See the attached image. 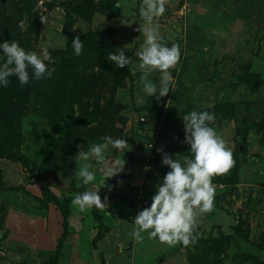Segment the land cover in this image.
I'll use <instances>...</instances> for the list:
<instances>
[{"label": "rangeland", "instance_id": "rangeland-1", "mask_svg": "<svg viewBox=\"0 0 264 264\" xmlns=\"http://www.w3.org/2000/svg\"><path fill=\"white\" fill-rule=\"evenodd\" d=\"M242 1L167 0L160 33L169 46H179L181 59L170 70L174 91L157 100L144 95L142 73L133 71L145 39L138 31L145 23L139 16L142 0H31L32 15H37L31 19L16 13L12 0H0V27L5 24L9 30L2 40L24 41L26 50L38 54L43 48L55 52V73L57 64L65 73L73 69V39L84 43L91 33L98 35L87 58L105 85L96 91L100 96L89 99L91 109L122 131L110 136L128 143L106 151L109 161H126L117 174L128 177L115 183L104 178L103 165L95 161L72 160L55 167L53 143L62 139L53 132L50 117L35 108L44 110V87H36L32 95L25 89L17 99L10 93L15 110L0 117V150L7 142L22 162L0 156V223L6 234L0 264H49L59 251V264H197L204 255L209 258L205 264H264V2L247 0L249 10L240 14ZM121 50L133 64L117 68L106 58ZM5 60L0 57V64ZM86 68L78 65L76 71ZM147 78L156 83L159 73ZM111 99L118 113L108 111ZM192 110L216 114L212 126L232 150L235 166L213 177L214 208L197 216L194 245L169 247L147 232L134 240L135 215L150 205L157 183L170 171L162 165L163 154L181 162L190 156L182 142V114ZM17 124L21 129L1 140ZM79 136L77 152L96 144L91 140L84 145L81 141L88 138ZM89 163L96 179L82 186L75 173ZM43 179L69 213L65 240L64 219L44 196ZM99 187L104 208L79 212L74 196Z\"/></svg>", "mask_w": 264, "mask_h": 264}, {"label": "clouds", "instance_id": "clouds-1", "mask_svg": "<svg viewBox=\"0 0 264 264\" xmlns=\"http://www.w3.org/2000/svg\"><path fill=\"white\" fill-rule=\"evenodd\" d=\"M120 7L119 4H117ZM167 0H142L139 16L144 25L138 29L145 39L142 48L137 52L139 63L133 71L139 70L144 95L154 96L157 100L174 91V77L171 69L179 64L181 50L177 44L164 42L160 33L159 18L167 11ZM128 24V23H125ZM130 25V24H129ZM76 56L84 52L83 41L76 37L72 41ZM0 57L6 58L0 64V87L9 86L11 77H16L21 86L29 85L32 80L51 79L54 69V57L47 48L41 53L26 50L19 41L0 40ZM114 62L117 68L133 64L131 57L121 50L110 53L106 57ZM148 73H159L158 82L153 83L147 78ZM158 93V95H156ZM185 137L182 141L189 146L190 156L181 162L171 154L164 153L162 165L170 168L157 183L155 194L148 207L141 209L134 217L135 228L131 232L134 240H142L147 232L152 239L169 247L194 245L198 237L194 234L197 216L210 213L214 208L216 191L213 177L223 176L235 166L232 150L225 139L212 126L216 120L214 112L192 110L182 114ZM127 140L106 136L102 143L92 144L87 150H80L74 157L75 161H95L103 165L104 178L120 173L126 164L125 159L109 161L107 150H121ZM163 152V149H158ZM75 177L82 186L92 184L96 179L93 164H85L79 168ZM100 187L92 191L77 193L72 203L83 213L90 209L102 210L105 203L99 194Z\"/></svg>", "mask_w": 264, "mask_h": 264}, {"label": "trees", "instance_id": "trees-1", "mask_svg": "<svg viewBox=\"0 0 264 264\" xmlns=\"http://www.w3.org/2000/svg\"><path fill=\"white\" fill-rule=\"evenodd\" d=\"M12 1L14 3V9L16 13L19 14L21 17L27 16L31 19L37 16L35 14L32 15L34 2H30L31 0ZM246 2L247 0H243L241 2L239 9H243V12L240 14H245L247 10H249V2ZM3 21L9 22L7 18H3ZM0 28L1 30H3L2 36H0V40H2L6 32H9V30L8 26L5 27V24ZM97 36L98 35L96 33H91L90 36L86 37V40L83 43L84 52L80 56H73L74 66L70 73H68L69 67L65 73L63 72V68H61V64H57V73L53 71L55 74H53L51 79L45 78L41 80V82H39L38 84H35V80H32L29 85L21 86L16 77H11V82L8 87H0V117L6 111L14 113L15 104L13 102L14 100L10 98L11 94L13 95V98H22L25 89L29 91L28 94L32 95V90H34L36 87H44L41 93L43 97L41 105L44 110H39L37 107L35 108L40 114L44 111L45 113H43V115L47 114V116L50 117V123L52 128L54 129L53 132H56V134L60 136V139H62L61 141L53 143V146L56 147L55 154L58 155V160L53 159V161H51L52 163L54 162V165H56L55 167L64 166L65 163H70L72 160H75L74 157L78 153L77 148L79 147L80 143L79 141H76L80 137L79 135H86L85 137H87L88 140L83 139L81 143L84 145H88L91 142L101 143L103 137L110 136L115 133H122L121 130L113 128L106 121L105 117L107 116L101 115L95 110L91 109L92 102L89 101V99H91L92 96L95 95L100 96L97 92L102 89L105 85L101 84L102 81L105 80H102L100 78L101 76L98 77L93 72V70H91L89 66H92L93 64L92 61L90 62V59L87 58L89 51H91L99 41H97ZM17 41L19 40L17 39ZM19 43L22 47H24V41H19ZM51 55L54 58L56 57L55 52L53 51L51 52ZM54 64H50L49 67L53 69ZM78 65L86 66L87 68L81 72L78 70L76 71ZM88 70L91 72L87 73ZM43 81L46 83L43 84ZM106 106L110 114L116 112L118 113L116 109L117 107L116 105H114V101L112 99L108 101ZM16 112L18 113V106ZM19 124L16 125L17 127H13V129L8 132L9 135L5 138H2L1 140H6L8 137H11L12 134H15V129H21V127H18ZM53 139H55V137ZM1 145L6 147H2L3 149L0 150V156L2 158H6L14 162H22V158L19 156L18 153L11 149L10 145L7 142L2 143ZM24 163L29 166L26 162ZM43 182L44 196L49 198L52 204H55L58 207L60 214L64 219L63 232L65 236L63 238L65 240L67 234L69 233L67 230L69 213L67 211V208L62 206L57 197L49 191V188L45 184V179H43ZM0 230L4 232L2 230L1 223ZM5 238L6 234L4 232L2 243L4 242ZM2 243L0 244V248L2 247ZM58 245L60 249H62L63 240L60 241ZM60 256L61 254L59 251L57 252V254L51 257L52 262H49V264H59ZM203 257L204 258H202V261H199L197 264H205L207 262V259H209L208 255H204ZM208 264H211V261H208Z\"/></svg>", "mask_w": 264, "mask_h": 264}, {"label": "water", "instance_id": "water-1", "mask_svg": "<svg viewBox=\"0 0 264 264\" xmlns=\"http://www.w3.org/2000/svg\"><path fill=\"white\" fill-rule=\"evenodd\" d=\"M127 177H128L127 174H115L114 176L107 178V180L111 183H115L120 180L126 179ZM3 236H4V232L0 230V244L2 243ZM131 245H132V242H129L128 246H131Z\"/></svg>", "mask_w": 264, "mask_h": 264}, {"label": "flooded vegetation", "instance_id": "flooded-vegetation-1", "mask_svg": "<svg viewBox=\"0 0 264 264\" xmlns=\"http://www.w3.org/2000/svg\"><path fill=\"white\" fill-rule=\"evenodd\" d=\"M261 2H264V0H261Z\"/></svg>", "mask_w": 264, "mask_h": 264}]
</instances>
